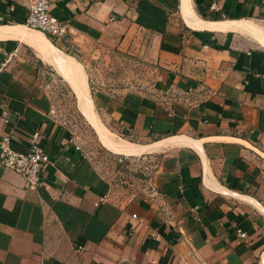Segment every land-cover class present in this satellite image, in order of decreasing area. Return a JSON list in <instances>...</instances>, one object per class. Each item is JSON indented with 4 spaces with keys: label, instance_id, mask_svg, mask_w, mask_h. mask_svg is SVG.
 <instances>
[{
    "label": "crops",
    "instance_id": "crops-1",
    "mask_svg": "<svg viewBox=\"0 0 264 264\" xmlns=\"http://www.w3.org/2000/svg\"><path fill=\"white\" fill-rule=\"evenodd\" d=\"M28 13L27 0H0V141L13 133L25 151L38 132L50 164L36 191L0 165V264H264V43L233 26L264 33V0H52L69 29L56 43ZM70 58L149 70L122 91L76 60L102 144L118 162L152 163L147 180L114 182L58 117ZM101 133L144 150L116 152Z\"/></svg>",
    "mask_w": 264,
    "mask_h": 264
},
{
    "label": "rangeland",
    "instance_id": "rangeland-1",
    "mask_svg": "<svg viewBox=\"0 0 264 264\" xmlns=\"http://www.w3.org/2000/svg\"><path fill=\"white\" fill-rule=\"evenodd\" d=\"M65 53L69 56L74 55L68 52ZM76 60L80 64L86 65L84 60L79 58H76ZM86 70L91 75L93 82H96L97 79L99 81L105 80V87H107L108 83L116 81L118 89L122 91L130 89L132 86L139 87L142 82L150 81L152 76L145 66L138 65L132 60L96 59L93 60ZM141 87H143V84L140 86V89ZM63 88L56 93L55 98L58 117L69 126L75 143L93 158L98 166H101L103 172L114 182L120 183L121 186H126V183L132 180H147L151 176L153 164L147 160L143 162L141 159H129L128 163L124 162L125 164L118 162V157L121 156H117L104 147L94 126L86 119L80 109L75 93L68 86H63ZM92 93L93 91H91V96ZM127 142L134 143L130 140ZM259 199L264 205V182H261Z\"/></svg>",
    "mask_w": 264,
    "mask_h": 264
},
{
    "label": "built area",
    "instance_id": "built-area-1",
    "mask_svg": "<svg viewBox=\"0 0 264 264\" xmlns=\"http://www.w3.org/2000/svg\"><path fill=\"white\" fill-rule=\"evenodd\" d=\"M51 1L27 0L29 13L26 26L46 34L56 43L68 36L69 29L66 24L51 15ZM10 9L14 10V7L12 6ZM17 55V52L11 54L3 66L12 58L17 57ZM40 137V133H33L29 138L30 147L25 151H20L13 147V133L4 136L0 141V165L5 169L24 176L27 189L30 191H36L43 185V172L50 164L48 156L40 148ZM122 162L123 159H120V163ZM134 217L136 218V215ZM237 233L240 237H246V233L240 229L237 230Z\"/></svg>",
    "mask_w": 264,
    "mask_h": 264
},
{
    "label": "bare ground",
    "instance_id": "bare-ground-1",
    "mask_svg": "<svg viewBox=\"0 0 264 264\" xmlns=\"http://www.w3.org/2000/svg\"><path fill=\"white\" fill-rule=\"evenodd\" d=\"M226 24H223L222 26H227ZM233 26L237 29H241L243 31H246V32L252 34L253 36L260 38L264 43V35H263L264 33L261 31V29L256 27L253 23L251 24L250 22L249 23L239 22V23H233ZM37 34H38V36L41 35L40 32H38ZM22 36H23V38H26V40L28 42H32L33 45L37 46L38 49L42 51L41 53H43L45 56L50 55L49 50H50L51 45L49 42L40 41L37 37H32V36L29 37L26 35L24 36V34H22ZM65 60H66V58H65ZM65 60L60 62L61 64L58 65L59 70L61 72H65L68 74V76L70 78L71 85L74 89V92H75L77 98H78L80 109L82 110L86 119L99 132H101V125H100V122L98 120L97 114H96L95 109H94V103H93L92 97L90 95L89 87L87 84V78H86V75L82 69V66L74 59L70 58L67 62H65ZM101 135L103 137L104 143L108 147H110V149L112 148L116 152L126 153V154H139L144 150L143 148H140V147H138L132 143L115 142L116 140L113 141V138L111 139L108 136L106 137L102 133H101Z\"/></svg>",
    "mask_w": 264,
    "mask_h": 264
}]
</instances>
